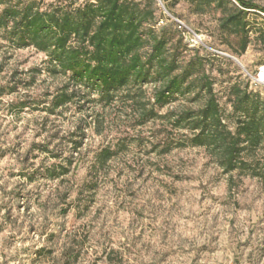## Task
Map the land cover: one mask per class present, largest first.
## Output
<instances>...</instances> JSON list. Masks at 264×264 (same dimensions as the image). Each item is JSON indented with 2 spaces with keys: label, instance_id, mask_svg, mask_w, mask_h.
Here are the masks:
<instances>
[{
  "label": "rangeland",
  "instance_id": "1",
  "mask_svg": "<svg viewBox=\"0 0 264 264\" xmlns=\"http://www.w3.org/2000/svg\"><path fill=\"white\" fill-rule=\"evenodd\" d=\"M247 1L264 9V0ZM162 11L159 5L158 19L175 21ZM174 13L196 32L183 43L206 56L230 112V87L250 84L264 66V46L253 35L238 58L213 14L196 16L184 1ZM249 22L264 28V13L251 11ZM44 60L34 48L0 49V264H264V183L235 175L230 185L204 149L176 147L182 137L166 139L161 121L137 126L122 103L48 115L65 79L36 74ZM145 89L150 97L153 86ZM72 141L82 148L71 155ZM105 148L118 154L96 166ZM66 158L69 175L48 179L46 169Z\"/></svg>",
  "mask_w": 264,
  "mask_h": 264
},
{
  "label": "trees",
  "instance_id": "2",
  "mask_svg": "<svg viewBox=\"0 0 264 264\" xmlns=\"http://www.w3.org/2000/svg\"><path fill=\"white\" fill-rule=\"evenodd\" d=\"M181 1L196 16L214 15L236 57L247 52L253 35L264 46V28L253 29L249 22L251 11L264 9L247 0H0V49L34 48L45 56L34 72L65 79L50 96L48 115L71 105L81 113L86 103L104 109L122 103L137 126L161 121L166 139L182 137L176 147L204 149L230 185L235 175L264 183V94L250 90L252 81L235 82L228 96L231 110L222 108L206 56L183 43L196 32L174 13ZM159 5L175 21L158 19ZM148 86H153L150 97ZM177 101L184 103L164 114L157 111ZM69 145L71 155L82 148V142ZM117 154L103 149L96 166L104 167ZM70 160L47 168L48 179L69 175Z\"/></svg>",
  "mask_w": 264,
  "mask_h": 264
},
{
  "label": "built area",
  "instance_id": "3",
  "mask_svg": "<svg viewBox=\"0 0 264 264\" xmlns=\"http://www.w3.org/2000/svg\"><path fill=\"white\" fill-rule=\"evenodd\" d=\"M178 24L185 28V29H188L182 22L180 21H177ZM192 34V32H191ZM194 34V33H193ZM195 35V34H194ZM200 39V38H199ZM251 81L253 83V85L255 87H264V66H260L258 69H257V72L255 73V75L251 78Z\"/></svg>",
  "mask_w": 264,
  "mask_h": 264
},
{
  "label": "water",
  "instance_id": "4",
  "mask_svg": "<svg viewBox=\"0 0 264 264\" xmlns=\"http://www.w3.org/2000/svg\"><path fill=\"white\" fill-rule=\"evenodd\" d=\"M226 56L231 58L232 60H234L239 66H241L243 68L242 64L236 58H233V57L228 56V55H226Z\"/></svg>",
  "mask_w": 264,
  "mask_h": 264
}]
</instances>
